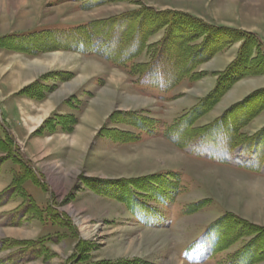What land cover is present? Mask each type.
I'll return each mask as SVG.
<instances>
[{"label":"rangeland","instance_id":"1","mask_svg":"<svg viewBox=\"0 0 264 264\" xmlns=\"http://www.w3.org/2000/svg\"><path fill=\"white\" fill-rule=\"evenodd\" d=\"M227 1L236 5L232 17L258 19L264 31L259 0ZM166 2L170 9L162 10L150 0L0 4V264H264V158L260 161L255 151L264 154V32L228 27L224 34L209 31L211 45L194 48L204 57L198 65L188 60L194 49L179 42L174 51L180 58L184 55L189 76L167 88L139 84L140 77L130 75V65L149 63L165 34L180 38L175 25L180 18L167 33L162 28L149 36L125 67L90 55L89 45L80 47L86 53L45 48L27 53L31 47L61 44L58 32L123 16L131 18L129 26L173 20L157 19L145 9L187 14L204 25L221 27L214 21L222 9L220 0L196 2L215 7L206 10L213 22L182 11L183 0ZM221 15L216 13V21ZM200 27H194L195 34ZM47 33L52 34L43 38ZM228 41L232 44L218 50ZM241 53L248 62L246 71L260 65L237 76L208 113L189 120ZM232 68L229 75L237 72ZM23 70L21 83L34 80L11 95L12 100L2 97L7 78ZM111 86H119L118 91ZM107 92H115L113 102L99 111L94 102ZM243 98L232 115L253 119L243 121V127L237 122L233 130L210 128L223 110ZM16 99L54 105V112L28 139H20L13 129L18 122L8 106ZM3 108L9 109L6 114ZM31 121L36 126L40 118ZM179 121L185 148L165 136ZM187 121L191 123L186 127ZM151 125L153 134L139 129ZM46 130L52 138L34 143ZM228 130L231 144L225 136ZM176 175L183 189L174 196L170 190ZM11 188L16 193L10 201Z\"/></svg>","mask_w":264,"mask_h":264},{"label":"trees","instance_id":"2","mask_svg":"<svg viewBox=\"0 0 264 264\" xmlns=\"http://www.w3.org/2000/svg\"><path fill=\"white\" fill-rule=\"evenodd\" d=\"M145 10L147 11V13L148 12L152 13L153 16H157V19L169 18L173 20L172 21L166 20V22L162 21L160 22L161 24L159 23L157 25L151 24V26L146 25L144 23L142 24L139 23L136 26L133 24L129 26L131 22V18L123 16V18L121 17V19L116 18L114 20L103 22L100 25L96 24L94 26L90 24L83 28L82 27L74 28L72 31H69V33L67 34L58 32L57 41L60 42L61 44H56V43L53 44V46H55L54 48L52 47L50 48L47 46L45 47L44 45H42V47H39L40 49L31 47L27 49L28 50L27 53L37 54V53L42 52V49L44 48L46 49V51L60 49V50H69V51L86 53L85 51L87 50L83 52L80 49V47L81 46L86 47V45H89L88 47L91 48L92 50L88 51L87 53H89L90 55H93V54L99 55L103 57L104 59L113 62L119 67H125L127 66L128 62L132 60V58H134L138 53H140L141 50H143V48H145L146 41L148 40L149 36L153 35L156 31L162 28H165V31L166 29L168 31V29H170L171 27V23L174 21H177V19L180 18L177 24H175L178 26V29L180 31V38L171 39L170 34H168L167 36L165 34L162 40L158 43V45L154 49L153 58L151 59L149 63L143 64V65H139V64L130 65L133 67L132 69H134L130 71V75L139 76L140 77L139 82H138L139 84H141L142 81H145L144 83H147L149 87H159V88L166 87L167 88L169 87V85L175 86L177 83L181 82L184 79H187V77L189 76L188 72L185 70L187 68L183 66V64L185 63L184 55L181 53L182 57L180 58L178 57L180 53L174 51V50H177L176 47H178L179 42L183 43L185 41L184 43H186V46L189 47L190 49L198 48V49L204 50V47L206 46L209 47L211 45L210 40L209 42L207 41L209 37V31H214L215 33L224 34L223 33L225 32L224 30L228 29V28H223V27H211V26L204 25L199 19H194L191 16H188L187 14H182V13L178 14V13L170 12V11H155L154 9H145ZM146 26L148 28L147 34H145V31L144 33H142L143 28H145ZM195 26H202L200 27L202 28V31H200L201 33L198 32L195 34V31H194ZM204 27L208 28V32L205 31V33H203ZM49 34H52V33H47L46 35H44L43 38H48L47 36ZM200 38L202 39V41L200 42V44L197 45L198 39ZM212 39L213 41H215L216 38L212 37ZM221 39L223 41L226 38H221ZM143 40L145 41L144 44H143ZM101 44L102 46L104 45L102 48L100 47ZM231 44H232L231 41H228L224 46L218 48V50L219 49L223 50V48L225 49ZM56 45L59 47H56ZM198 49H194V52H192V58L190 57L188 58V60L191 59V63H194V64L196 63L195 65H198L199 63L203 62V59H204L203 55L199 54L201 51L199 50L198 52ZM199 55H202V56L198 57ZM254 59L250 58L251 61H255ZM260 62H258L252 68L259 66ZM246 64H248V62L245 59H243V53H241V55L236 59V61L231 65L229 70L226 72L227 75H225L226 74L225 73L220 78V81H218V84L215 90L206 99L201 101L196 106V108H194L190 112V114L194 116L192 119L190 118L191 116H189L190 118L189 120L192 121L198 116L208 113L211 110L212 106L219 101L221 95L224 94V91L226 90V88L229 85L231 86L233 81L236 80L237 76H240L241 73L243 75L249 73V71L252 68L246 71L247 67L244 69V66ZM232 67H236L237 72H233L229 75L230 71L233 69ZM241 104H243V102H241ZM239 105L240 103L231 107L229 110H227L221 117L216 119L214 123L210 125V128L213 126L212 128L214 129V126L216 125L215 127H222L224 128V130H225L224 126H227L228 127V128L226 127L227 129L232 128L233 130L234 127H237V124H236L237 122L243 123V121L246 122L247 120L250 121L251 119H253L252 116L250 117L241 116L239 114L241 109L236 111L237 114H239L237 117L235 115H232L233 114L232 112H234L235 108L238 107ZM228 113L229 115H226ZM188 121L186 122V127L188 123L189 124L191 123V121L190 122ZM182 122L183 121H179L177 126L180 125V123ZM153 125L142 126V127H139V129L141 130V132H148L149 134H153L151 133L154 131L155 126ZM244 125L245 123H243L242 125H238V127H243ZM177 126H174V128H172L171 130H167V133L165 136L173 144H176L180 148H185L183 145V142L185 140L182 138L183 132L181 131V128ZM225 136H226L227 142L231 144L232 132L230 130L226 131ZM245 145H241V146L245 147ZM255 151H256V156L258 155L259 157H261L260 161H263L264 159L261 160L262 158H264V154H262L263 152L261 153L258 150H255ZM176 176H175L176 182L172 183L175 187L170 190L172 192L171 195H174V196L180 193L181 190L183 189L180 176L179 175H176ZM168 197L170 196L168 195ZM168 197L163 198V196H161V200L167 201ZM241 260L247 262L246 260H248V258H243Z\"/></svg>","mask_w":264,"mask_h":264},{"label":"crops","instance_id":"3","mask_svg":"<svg viewBox=\"0 0 264 264\" xmlns=\"http://www.w3.org/2000/svg\"><path fill=\"white\" fill-rule=\"evenodd\" d=\"M150 1L153 2L155 5H157L158 7H160L162 10L170 9V8H168V6H166V5H168L166 0H150ZM200 1L203 2V0H183V3L181 4V6H182L181 10L184 12L193 14L197 17L203 18V19H208V17H209V19H211V21L214 20L211 17V14L209 12H206V10L211 11L212 10L211 8H213V6L205 5V4L203 6L198 5V3H196V2H200ZM228 2H229V4H228ZM259 2H260V0H259ZM220 3H221L220 6L222 9L221 10L218 9L219 10V11L217 10L218 12L216 11V13L222 14L221 16H219L220 17L219 22L216 21L217 20L216 13L214 14V17L216 18V20H214V21L216 22L217 25H219L223 28L228 27L231 30H234V29L235 30L236 29L243 30V31H247V32H250L253 34H258V33L261 34V32H264V31H261V29H259L260 25L258 26V22H257L258 19H251V21H250V19H247V18H243L242 20H238V19H236L235 15L232 17V15L230 14V11H232V9L235 8L236 5H234L231 1L220 0ZM230 3H231V5H230ZM214 8H213V10H214ZM203 10H204V12H203ZM224 12H227L228 14L224 13ZM227 15H229V16H227ZM225 16H227V17H225ZM17 76H18V73H14V74H11L9 76V78L6 77L8 80L4 84V89L1 91V96L2 97L6 96V98H8L9 101L12 100V98H10V96L11 95L13 96L17 92V90H19V88L21 86L23 87V85H25L26 83L30 82L31 80H34V76H33L29 81L22 82L20 85H18L17 84L18 79H16ZM9 86H11L10 90L6 91L7 88H9ZM55 96L51 100L52 102L57 100L55 98ZM246 97H247V95L244 98L246 99ZM244 98L239 100L238 102L233 103L229 107H227L225 110H223L221 112V114L218 117H216V119L221 117L231 107L241 103L244 100ZM8 100H6V101H8ZM51 101H46V103H44L43 105H35V104H31V103L30 104L20 103L19 99H16V100H13V104L11 103V106L13 105V108L11 106H8L9 108H11V112L15 113L14 119H16V121L18 123H17V126H14L13 129H14V132L16 133V135L18 137H20V139L21 138L28 139L29 137H31L34 134V132L43 125V122L45 121V119L54 112L53 111L54 105L50 104ZM42 109L44 110L45 113L42 112L43 111ZM8 110H9L8 108L7 109L3 108L2 112H5V114H6V111L8 112ZM35 117L40 118V121L36 126H34L31 123H28L29 121H31ZM50 136L51 135H49L47 130H46L43 132V134L41 136L34 139L35 140L34 143H45L44 140L47 141V139L52 138ZM0 156H3V154H0ZM8 192L11 196V199H10V201H11L12 198L14 197V194L16 193V191L14 188H11L8 190ZM12 192H13V194H12Z\"/></svg>","mask_w":264,"mask_h":264},{"label":"bare ground","instance_id":"4","mask_svg":"<svg viewBox=\"0 0 264 264\" xmlns=\"http://www.w3.org/2000/svg\"><path fill=\"white\" fill-rule=\"evenodd\" d=\"M0 4L3 6V7H5L6 6V3H5V0H0ZM23 4V3H22ZM13 5V3L12 2H10V4H8V6H12ZM259 5L260 6H264V0H260V2H259ZM2 8V7H1ZM9 8V7H8ZM5 9V8H4ZM7 9V8H6ZM22 13V12H21ZM23 14V13H22ZM217 63V62H216ZM215 65V64H214ZM213 65V66H214ZM209 66V65H208ZM208 66H206V67H208ZM28 68V67H27ZM32 69V68H31ZM28 73H29V71H28ZM26 78V75H25V70H23L22 72H20L19 71V73H18V76H17V79H18V82H17V84H19V83H21V81H22V78ZM116 79V78H115ZM24 80V79H23ZM238 84H240V83H238ZM112 87V86H111ZM118 87L119 86H117V87H112L115 91H118ZM11 88V87H10ZM235 88V87H234ZM117 94H118V92H117ZM99 97L96 99V101L94 102V104L95 103H97L98 104V106H96V109H99V111H104V110H106V109H109L110 108V102L112 101L113 102V99H114V96H115V92L114 93H112V92H107V93H101L100 95H98ZM134 97H136V96H134ZM137 97H139V95H137ZM139 98H141L142 99V97H139ZM117 100V99H116ZM132 100H134V99H129V98H127L126 99V101L128 102V101H132ZM148 100V99H147ZM109 105V106H108ZM47 109V108H46ZM43 110V109H42ZM42 112H44V110L42 111ZM47 112V111H46ZM45 113V112H44ZM21 117V116H20ZM33 123H34V121H33ZM78 142H81L80 140H78ZM57 185V184H56ZM11 234H14V232L13 231H9Z\"/></svg>","mask_w":264,"mask_h":264}]
</instances>
